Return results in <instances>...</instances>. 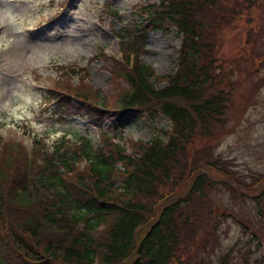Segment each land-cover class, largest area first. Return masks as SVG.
Instances as JSON below:
<instances>
[{"label":"trees","instance_id":"16d2710c","mask_svg":"<svg viewBox=\"0 0 264 264\" xmlns=\"http://www.w3.org/2000/svg\"><path fill=\"white\" fill-rule=\"evenodd\" d=\"M260 1L145 2L135 10L139 23L124 24L116 33L123 60L111 59L107 69L109 81L116 83L109 99L100 102L96 91L83 84L56 83V90L66 94L53 107L56 118L82 112L100 131L112 116L113 130L135 109L149 115L161 112L171 125L147 141L131 142V151L103 132L94 147L82 137L61 135L48 149L34 139L39 163L28 190L20 184V145L0 141V264H232L231 247L212 259L219 243L215 229L227 217L240 223L241 235L249 234L246 252L238 254L240 245L238 261L234 257V264H248L261 240L250 223L213 197L218 191L231 200H250L256 214L264 216V176L234 171L228 160L211 152L209 143L194 149V140L214 136L213 124L219 132L229 128L225 115L236 89V66L217 55L221 26ZM169 27L181 36L176 65L164 76L166 84L156 87L161 77L135 57L147 31ZM244 41L257 55V39ZM229 64V76H224ZM48 97L56 95L49 91ZM82 157L87 160L84 170L77 160ZM61 173L72 182L70 191ZM251 264H264V259Z\"/></svg>","mask_w":264,"mask_h":264},{"label":"rangeland","instance_id":"374dc122","mask_svg":"<svg viewBox=\"0 0 264 264\" xmlns=\"http://www.w3.org/2000/svg\"><path fill=\"white\" fill-rule=\"evenodd\" d=\"M144 1L0 0V136L4 139L17 137L23 141L40 136L50 146L62 134L75 139L85 135L90 143H98L97 130L84 116L53 117L51 110L39 102L41 86L52 85L54 79L62 74L76 84L81 74L83 83L96 91L100 101L109 99L116 88L115 82L108 81L107 69L110 70L112 62L109 64L102 59L99 52L107 59L123 58L114 32L120 30L121 24L136 19L133 5ZM111 10H116L118 17L109 13ZM249 11L241 13L229 26H221L224 27L222 45L217 55L219 59L234 60L236 66L232 71L236 89L232 92L225 115L229 128L224 126L219 132L213 124V131L217 133L208 141H203L202 136L200 141L195 138L194 149L204 142L209 143L211 152L228 160L234 171H251L252 175L259 173L263 177L264 0ZM246 37L253 42L257 39L253 47L257 55L250 52L249 44L244 41ZM145 38L143 51L135 58L148 65L155 76L161 77L156 86H162L166 84L164 76L175 69L180 35L175 28L169 27L147 31ZM258 53L263 55L258 56ZM229 65L224 76H229L232 64ZM67 67H79L78 73L69 74ZM82 68H86V73ZM126 114L122 126L113 133L107 121L102 126L106 134L114 136L127 151L132 150L131 142L147 141L160 129L168 130L171 125L161 112L149 115L134 109ZM221 162L224 163L223 160ZM257 184L254 183V187ZM227 195L217 191L213 198L219 206H227L237 218L250 223L261 240L259 251L251 254L246 262L251 264L255 258L262 261L264 216L256 214L252 201L231 200ZM239 224L228 217L217 224L219 228L215 230L219 243L212 257L214 261L229 247L237 261L238 254L246 252L243 245L249 234L241 235ZM240 245L243 251L239 250L237 254ZM234 257L229 260L232 264L235 263Z\"/></svg>","mask_w":264,"mask_h":264}]
</instances>
